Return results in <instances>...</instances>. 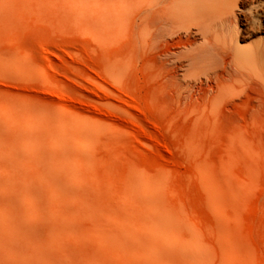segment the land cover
Instances as JSON below:
<instances>
[{"label":"rangeland","instance_id":"374dc122","mask_svg":"<svg viewBox=\"0 0 264 264\" xmlns=\"http://www.w3.org/2000/svg\"><path fill=\"white\" fill-rule=\"evenodd\" d=\"M155 6L0 0V264H264V0Z\"/></svg>","mask_w":264,"mask_h":264},{"label":"bare ground","instance_id":"6f19581e","mask_svg":"<svg viewBox=\"0 0 264 264\" xmlns=\"http://www.w3.org/2000/svg\"><path fill=\"white\" fill-rule=\"evenodd\" d=\"M155 1L157 5V7L155 6L156 7L155 13H156L157 21L161 22L162 25L164 24L165 27L167 26L168 28H171V30L173 31L174 29L180 30L183 24L189 21H194L196 23L197 28H200V29L211 27L210 25L211 23L208 24L209 26L207 27L205 26L210 20H212L216 16L217 11H218L217 9L222 11L221 7L226 3L227 0H155ZM231 15H228V16L230 17ZM224 16L226 18L228 17L227 15H224ZM225 17H222L221 19H219L220 18L219 17L217 19L222 20ZM205 30L206 29H204V32ZM179 32H181V30ZM169 33H170V30H168L167 34ZM187 33L188 32H186V34ZM188 43L189 42H187V44ZM60 99L63 100L62 97H60Z\"/></svg>","mask_w":264,"mask_h":264}]
</instances>
